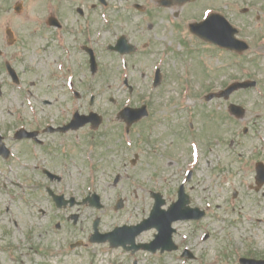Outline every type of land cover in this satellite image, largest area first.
Instances as JSON below:
<instances>
[{
    "label": "rangeland",
    "instance_id": "1",
    "mask_svg": "<svg viewBox=\"0 0 264 264\" xmlns=\"http://www.w3.org/2000/svg\"><path fill=\"white\" fill-rule=\"evenodd\" d=\"M60 1L63 6L66 7L68 5L66 0ZM76 1L79 0H74L73 9L77 6L81 7V4H77ZM133 1L137 0H127L126 2L130 5ZM138 1L141 2V0ZM212 1L209 2V5L206 0L203 1L199 10L202 11V9L209 6H217L219 9H223L226 3L224 0ZM236 1L239 3L243 2V5L239 9L243 6H250L251 11L253 9V12L245 17L239 15V9H233L228 14L232 22H237L241 26L243 25L245 33L241 34L242 37L250 36L258 39V37L264 35V0ZM37 4H40L42 11L43 4L40 0H6L5 2L0 0V50L5 52V56L0 58V85L4 82V77L6 76L3 69L4 60L9 58L22 74V70H25V68L22 67L24 65L23 61L19 60L20 51L25 50L28 60L33 63L35 59H41L43 56L42 52L44 50L41 42H38V37L28 38V34L32 33H28V31L35 30L33 26L35 20L42 21L38 17L42 13L39 12ZM14 6H16V12L13 11ZM259 7L263 8L261 13H258L260 11H258ZM17 8H19V11H17ZM118 10L120 12L113 13V21L117 28V33L125 32L129 39H133L132 42L138 51L136 56L132 58V62L137 65V69H134L131 75L133 77L131 84L134 93H136L133 104H137L142 98V94L138 95L137 93H146L149 81V78H141L140 73L150 71L152 64L159 57L162 50V41H168L175 48L179 46L184 48L182 42L179 41V36L184 25L183 20L196 13L200 15V13H198L197 5L193 7L188 5L183 7L174 6L161 12L156 10V7H150L148 8V16H150L151 20H147L143 23L144 25L139 24L138 21L140 26L137 27V17L135 19L133 14L126 13L121 5H119ZM65 12L66 14L59 11L63 19L70 18L71 21L73 17H70L68 10H65ZM257 15L261 17L260 24L253 20ZM168 16H176L174 25H169L167 21ZM6 31H12V36H14L13 42H16V44L12 43L9 45L8 49L6 48ZM142 31L145 33L141 34ZM136 33L139 39L134 38ZM32 50H39V52L34 54ZM194 50H190L189 54L193 53ZM174 52L170 54L175 55ZM197 52H195V55L188 56L185 59L187 63H190L191 68H193V80L195 83L202 82L204 79L203 81L216 82L222 86L228 81V78L234 76L251 79L261 78L259 82L263 90L264 59L259 60L258 58L257 61L252 59V62L249 63L247 60L253 57L252 53L228 55L220 52L218 56L211 57L212 55L209 56L205 53ZM186 55L188 54L185 52L177 56L181 58ZM74 56H77V54H74ZM175 57H168L170 65L168 66L167 64V67H165V75L171 74V68L177 67ZM104 61L108 64V68L103 67ZM101 62L100 71L96 75H90L87 68L76 70V75L79 82H82L79 84V89L86 96L91 91L97 92V90H101L102 94L97 97V101H100L101 105L97 106V108H102L100 112L104 116L105 123L107 120L113 122V124H108L100 129L98 137L97 134L95 135L98 147L93 151L91 157V163L95 166H99L98 159L102 161V165L99 167L100 172L94 178L97 190L104 195L102 199L103 209L69 208L65 211L57 212L51 206L50 201H46L44 198L40 199L36 205L33 203L29 204L25 212L22 211L25 208V204L19 205L18 210H16L15 204L12 203L9 209L10 199H16L20 193L16 185L8 182L9 179L15 176V174L9 176V173H17L25 171V169L20 161L16 159L6 165L0 159V170L5 175V177H0V191L5 195L0 193V264H112V260H119V264H132L131 259H128L125 253L123 254V258L117 259L120 250L108 249L107 247L92 245L88 242V238L92 233L93 222L96 219H100L99 227L101 231H109L115 225L128 222L125 217L131 215L129 208L121 212H113V204L117 193L129 199L132 193L137 192L138 194H142L143 185L146 184L161 188L160 192L163 194L169 193V190L173 187L177 190L181 179L180 174L190 159V140L198 139L197 141L203 155L204 149L214 147L212 140L218 139L216 152L212 153L211 156L219 154L224 157L227 147L224 144V140L227 141V137L231 136L232 133L234 135L235 131H241V128L250 120L247 119L242 123L230 124L231 122H228L226 119V104L219 100L213 102V105L197 104L193 119L196 128L195 133L198 132V135L191 138L185 128L186 117L183 113H174V108L176 107L174 102L181 86L176 82V79H173L169 75V82L165 78L157 88V92L153 95L151 109L154 115L145 122V125H149L152 134L148 135L147 132H143L146 128L141 125L134 127L135 148L123 147L120 139V129L114 125L118 121L113 117V114L116 108L118 109L123 103L127 96V91L118 86L117 75L119 68L115 59L105 53ZM44 64L42 63L41 68H37V73H39L42 79V82L37 85L33 82L36 73L25 72V75L27 74L25 78L27 77L38 91L40 88L49 87V83L46 81L47 74L54 68V64L50 61H47L45 66ZM240 67L245 69H239ZM178 70L181 71L180 66ZM203 73L206 75L205 78L203 77ZM171 75L177 76L176 73ZM103 79L106 80L104 85L101 82ZM4 89L7 90L5 87ZM2 92L4 93L3 90ZM45 94V96H51L52 91H48ZM109 97L114 99L113 103L107 101ZM19 99L18 95L12 96L10 93L6 98L0 97L1 133L11 125V120H13L12 114H17L15 109L12 110V105L20 106L21 102ZM233 102L237 104L244 102L251 111L264 107V100L257 97L253 92L249 94L237 93L233 97ZM199 105L202 109L198 107ZM9 111H11L10 117L8 116ZM172 112L175 115L174 120H163L162 116L165 117ZM28 117L30 115L25 113L24 121L27 122L29 120ZM206 122H209V124H206ZM202 126L203 128L207 127L208 131L206 133L205 131L201 132ZM208 132L210 135H213V139L209 138ZM139 135H144L147 139L143 143L140 139L136 141ZM111 136L114 137V140L110 138ZM66 138H68L67 142L81 143V146L77 147L72 143L67 152L70 153L69 156L73 158V161L67 160L66 164L60 163L54 167L63 174L61 184L54 186L56 189L65 193H71L74 197L78 198L83 193L84 184L86 183L87 150L85 149V145H82V134L70 135ZM235 138L239 143L235 152L241 153L246 158L249 149L253 145L252 143L257 144V141H247V137L242 136ZM203 140H206V143ZM54 141L59 143L57 139ZM117 144L122 148L116 149ZM57 146L60 145L57 144ZM52 151L57 158L64 153V150L58 149V147L55 151ZM262 152L264 153V151ZM168 154L175 156V160L177 159L178 162L173 161V164L164 163L165 157ZM23 160L32 163L28 158H23ZM57 160L60 161V158ZM16 163L20 165H16ZM200 163L195 168L191 183L187 184L188 186L186 185L187 190L194 197L192 205L203 207L210 202L217 210L215 209L211 215L209 213L207 217L198 223L180 224L179 235L175 239L178 244L182 239L184 241V238H187L184 243L194 252L198 260L182 263L181 259L178 258V252L166 254L162 257H152L138 253L137 255H140V259H138L137 264H236L237 258L240 255H245V252L250 249L254 251L252 253H256V258H264V224L259 228H254L251 225L258 213L264 216V199L262 197L257 199V196L248 194L245 189V185L253 181L252 171L253 164L255 163L249 164L248 161H245L246 165H240L243 167V170L234 177L229 178L230 187L232 186L235 190L237 189L238 198L233 202L230 200L229 184L219 183L216 190H214V186H211L214 183H211L210 186L206 184V180L203 177L205 175V163ZM27 164L30 166V163ZM232 164L234 167L239 165L236 161ZM227 168L228 166L224 159L222 166L216 168L214 172L219 174V172L227 170ZM115 173H126V176H121L118 186L116 189H113L111 183L115 177ZM30 179L38 183H45L40 177H31ZM164 180L165 185H163ZM79 188L81 191L78 192ZM172 195L170 194V197ZM258 200L262 201L260 207L255 205ZM227 203L236 207L238 212L236 214L231 213V208H228ZM34 207H41L47 215L45 216L40 211L31 213ZM76 213L80 215V219L76 223L77 225L68 226L64 224L66 216ZM132 216L131 222H135L138 217L134 214ZM243 217L248 222L252 220L251 224L244 222ZM15 220L18 223L17 225L15 224ZM60 221H63V226L60 230L56 231L54 224ZM234 223H236L235 226L233 225ZM246 228L247 230L244 232ZM202 232L209 234L208 240L204 243H201L199 239ZM78 241H82L84 246L70 250V244ZM35 248H39L40 252H36Z\"/></svg>",
    "mask_w": 264,
    "mask_h": 264
},
{
    "label": "flooded vegetation",
    "instance_id": "2",
    "mask_svg": "<svg viewBox=\"0 0 264 264\" xmlns=\"http://www.w3.org/2000/svg\"><path fill=\"white\" fill-rule=\"evenodd\" d=\"M55 1L58 4H61L60 0H55ZM66 2H67V4L69 6L67 5L65 7L62 4L58 5L56 3H52L50 8H49L54 15H56V12L58 11V15H59L60 18H57V19L59 21H60V19H62L63 26H64V32H61V34H58V31L55 28H53L51 30V32H52V34H54V36H51L47 31H45V30H47V23H51V22L50 21L46 22L44 20L43 21H38V23L36 25L35 32L37 33L38 42H41V45L44 48H47V45H49L50 42L58 44L60 42L59 41L60 35H66L65 44L70 49L71 53H73L74 52V47H73V44H72L71 36L74 35L77 38L79 36V34H81V35L85 34L84 30L81 27L82 25H81V23L79 21H81L82 19H85V20H89L91 23H95L96 20H95L94 16L90 15V13H89V11L91 10V7H92V5L90 4V0H79V1H77V4H81V7L77 6V8L74 11H73L74 0H66ZM38 8H39V12L40 13H42V14L46 13L47 8L45 6H42V11L40 9V5H39ZM65 10H68V12L72 15L71 18L73 17V19H71V21H70V18L63 19L61 14L59 13V11H61L62 13L66 14ZM40 31H42V32H40ZM81 47L83 48L84 45H82ZM38 52H39V50H38ZM51 63L52 64H56L57 63V59L51 57ZM71 64L72 65H74V64L83 65V62L79 61V60H72ZM46 81L48 82V80H46ZM48 83H49V87H45L44 89L40 88L39 91L37 89L39 94H45L46 92L51 90L53 88V83H55V80H49ZM33 100L34 101H38L37 98H34ZM46 131H48V130H45L43 128L38 129V130L29 131L31 133H37L36 139H38V142H35V141H32V142L31 141H21V142H15V143H18L17 145H19V146L21 144H28V143H29V145L42 146V144H43V142L41 141L42 136L53 134L52 132H50V134H48ZM21 146H23V151H25V152H21V153L23 154V156L25 158L26 157L29 158L30 155H29V153L27 151L28 150L27 146H25V145H21ZM35 170H38V168H35ZM40 175H43V174H40Z\"/></svg>",
    "mask_w": 264,
    "mask_h": 264
}]
</instances>
